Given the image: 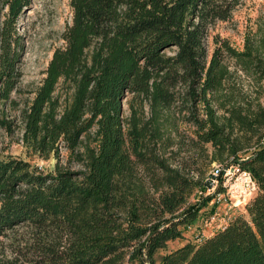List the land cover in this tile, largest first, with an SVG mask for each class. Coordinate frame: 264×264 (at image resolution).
Wrapping results in <instances>:
<instances>
[{"label": "trees", "instance_id": "trees-1", "mask_svg": "<svg viewBox=\"0 0 264 264\" xmlns=\"http://www.w3.org/2000/svg\"><path fill=\"white\" fill-rule=\"evenodd\" d=\"M29 1L2 4L7 132L5 108L21 78L15 23ZM241 3L70 1L64 46L20 118L27 150L58 159L61 145L81 169L57 163L45 174L0 157V238L18 226L31 230L12 258L0 242V264H264V16L241 50L215 36L208 58L206 46L209 29ZM85 136L93 145L81 152ZM211 165L251 175L256 192L245 215L157 262L210 204L213 195L195 198Z\"/></svg>", "mask_w": 264, "mask_h": 264}, {"label": "rangeland", "instance_id": "rangeland-1", "mask_svg": "<svg viewBox=\"0 0 264 264\" xmlns=\"http://www.w3.org/2000/svg\"><path fill=\"white\" fill-rule=\"evenodd\" d=\"M0 0V28L6 13V8H3V2ZM71 0H30L29 5L22 11L15 23L14 37L17 38L19 58L17 67L21 73V78L17 85V89L12 92L10 99L15 104H7L5 113L8 120L12 121L11 131L7 132L5 129L0 128V157H13L23 160L30 164V166L42 173H53L56 164L71 169L73 171L80 170L81 165L70 156L68 150L63 146H59V157L56 159L54 155H49L47 158L39 157L27 150L24 146L23 137V124L20 118V112L34 97L37 87L40 85L44 78V72L47 65L52 58L55 49L63 47L64 41L62 34L67 25L72 21V10L70 7ZM264 16V0H242V3L237 7L229 20L224 22H217L212 28L209 29L206 39L208 58L211 55L214 44L213 38L219 36L220 38L227 39L230 44L241 50L243 47L244 37L249 29H255L256 21ZM1 31H0V45H1ZM169 52V51H168ZM170 54V53H169ZM128 96L123 102L124 117H128ZM95 130L90 132L93 136ZM93 145L91 139L85 136L82 144L78 148L83 151L84 146ZM219 167L216 165L210 166L206 171V184L196 193L197 200L206 199L213 195L212 179L216 183L221 181L222 172L220 173ZM205 174V175H206ZM233 181L227 183V191L229 185ZM227 197L221 199L220 203H210L202 208L198 214V218L191 224L186 225L183 232V240L170 242L165 250L159 252L156 256L158 262L161 255L166 252L175 250L182 244L188 242L198 243L199 238H204L212 232L218 230L234 217L245 215V203L248 201H236L233 198ZM253 196V195H252ZM251 196V197H252ZM250 197V198H251ZM215 205L214 210L211 207ZM215 213V219L212 223L204 226V220L209 218ZM31 230L28 226H18L14 230L8 232L6 236L0 238L2 247L7 258H12L14 252L18 248H22L24 243L28 240Z\"/></svg>", "mask_w": 264, "mask_h": 264}, {"label": "built area", "instance_id": "built-area-1", "mask_svg": "<svg viewBox=\"0 0 264 264\" xmlns=\"http://www.w3.org/2000/svg\"><path fill=\"white\" fill-rule=\"evenodd\" d=\"M219 169L222 172L221 181L216 183V178L212 179V184L214 183V187L212 188L211 194H213V198L210 203H220L222 198L228 196V193L230 194L229 197L235 199L236 201H245L246 199L249 200L250 197L256 192V184L247 171L241 170L236 165L219 167ZM230 180L233 182L229 185V191H227V183ZM220 186L224 189V191L217 193L216 190ZM214 219L215 213L204 220V226L206 227L208 224L212 223Z\"/></svg>", "mask_w": 264, "mask_h": 264}, {"label": "crops", "instance_id": "crops-1", "mask_svg": "<svg viewBox=\"0 0 264 264\" xmlns=\"http://www.w3.org/2000/svg\"><path fill=\"white\" fill-rule=\"evenodd\" d=\"M212 234H213V232L210 235H208V236H211Z\"/></svg>", "mask_w": 264, "mask_h": 264}]
</instances>
